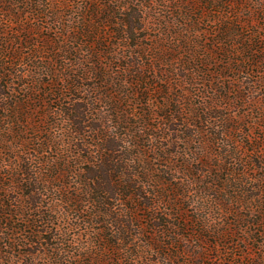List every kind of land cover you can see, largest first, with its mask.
<instances>
[{"label": "rangeland", "instance_id": "1", "mask_svg": "<svg viewBox=\"0 0 264 264\" xmlns=\"http://www.w3.org/2000/svg\"><path fill=\"white\" fill-rule=\"evenodd\" d=\"M237 1L0 0V264H264V62L255 66L240 40L225 39L236 29L242 39L264 37V0ZM139 18L140 31L127 33L125 23ZM109 93H124L129 116L151 109L157 127L170 111L163 105L175 109L177 99L198 131L191 109L214 117L187 148L190 169L173 158L184 187L178 205L137 212L130 242L117 244L129 253L100 250L99 228L112 234L111 226L65 204L88 166L73 158L57 109ZM64 171L69 190L48 189L62 185L50 178Z\"/></svg>", "mask_w": 264, "mask_h": 264}, {"label": "trees", "instance_id": "2", "mask_svg": "<svg viewBox=\"0 0 264 264\" xmlns=\"http://www.w3.org/2000/svg\"><path fill=\"white\" fill-rule=\"evenodd\" d=\"M239 3L244 6L241 0L236 4ZM139 20L140 18L129 24L125 23L126 32L136 35L140 31ZM87 32L91 33L89 30ZM225 39L231 42L232 46H236L234 43L240 40L239 45L242 46V52L248 54L245 60L255 62V66L264 62V58L258 57L259 54L264 53V37L261 31L242 39V35L236 29V32L227 33ZM134 66L136 65L134 64ZM96 73L100 78L108 80V76H105L103 71L97 69ZM134 73L139 74L140 72L136 70ZM136 81L139 86L143 84L144 79L139 78ZM70 87L72 90L83 92V88L79 85L70 84ZM86 92L94 94L99 91L95 87H90V89H86ZM134 94L143 100L146 98V95L140 94L139 91H135ZM124 96V93H109L107 97L96 96L97 98L80 99L78 103L70 105L67 111L63 108L57 109L58 113L67 116L66 123L70 126L69 129L73 134L72 145L77 148L78 152V155H74L73 158L80 162L79 164H86L88 167L86 172L80 173L82 179L78 183L80 187L82 186V188H78L79 191L85 192L84 194L78 192V195H74L67 192L69 188L63 180L65 171L63 175L58 174L50 178L62 182V185L57 187L53 185L48 189L59 193L66 191L68 197L65 199V204H73L72 211L87 214V218L92 222L111 226L109 230L112 231V234L105 232L106 227L99 228L102 229V233H105L102 236L101 233L99 234L104 242L96 237L100 243V250L104 252L117 250L129 253L132 248L123 249L117 244L122 241L130 242L136 218L134 216L137 212L142 210L158 212V202H172L171 206L178 205L176 198L182 194L184 187L176 177L178 168L173 158L182 156L176 164L190 169L191 160L194 157H187L186 151L189 150L187 148L189 145L196 144L195 137L204 136L202 131L210 126V123L213 122L212 118H214L207 117L206 110L201 111V114L198 115L200 110L191 109L189 116L193 122L204 125L202 128L204 130L200 131L199 129L198 131V126L189 124L183 116L185 110L179 107L180 102L177 99L175 102H178L179 105L175 109L169 105H163V108L170 111L161 117L165 122L157 127L151 125V121L156 119V115L149 108L148 110L143 108L144 111L139 116L133 114L129 116L130 114L125 111V102L120 100ZM117 97H119L118 102ZM55 101H58V98ZM147 105L145 104L144 107ZM121 111H125V114H121ZM131 119L135 121L132 122ZM19 120L16 123H21ZM116 127L124 129L125 132L114 131L117 129ZM149 130H154V135L150 134ZM225 132H228L227 129ZM182 142H185V148L182 146ZM191 152L196 156L195 150H191ZM50 164L51 161L47 162L48 168ZM48 168L47 172H53L50 170L51 167ZM41 172L44 171L41 169ZM37 178L38 176L34 177L35 183H39ZM45 183L49 184L51 181ZM189 186L187 184L186 188ZM19 188L23 189L22 182L19 184ZM33 193L35 194V190L26 196L31 203L35 198ZM83 195L86 200L82 198ZM171 195L175 196L174 200L168 199ZM118 202L125 207V210L121 211L124 215H120L116 211ZM37 207L39 208L38 201L34 205V208ZM160 226L161 223L156 224V229ZM162 226L164 227V224ZM137 228L141 231L140 226ZM16 231L19 230L16 229ZM135 231L138 230L135 229ZM103 243H106L105 247ZM98 257H100L99 261L104 260L102 255L97 256L96 259ZM184 264H191V262Z\"/></svg>", "mask_w": 264, "mask_h": 264}]
</instances>
